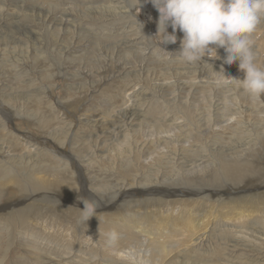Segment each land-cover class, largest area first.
Returning a JSON list of instances; mask_svg holds the SVG:
<instances>
[{
	"label": "rangeland",
	"instance_id": "obj_1",
	"mask_svg": "<svg viewBox=\"0 0 264 264\" xmlns=\"http://www.w3.org/2000/svg\"><path fill=\"white\" fill-rule=\"evenodd\" d=\"M159 15L151 0H0V214L62 207L71 227L69 244L52 247L36 238L25 245L19 231L8 245L0 229V264H155L139 259L138 250L157 256L159 247L138 233L137 213L164 198L218 215L189 241L171 233L165 242L176 246L164 264H264L263 210L224 219L264 197V96L244 91L245 74L238 61L224 63L223 47L219 59L185 63L177 31L160 48ZM252 39L264 68V21ZM42 182L52 183L35 193ZM150 183L192 193L139 190ZM88 191L91 204L113 203L95 215L135 213L112 230L119 252L101 222H81ZM244 194L254 198L243 205Z\"/></svg>",
	"mask_w": 264,
	"mask_h": 264
},
{
	"label": "bare ground",
	"instance_id": "obj_2",
	"mask_svg": "<svg viewBox=\"0 0 264 264\" xmlns=\"http://www.w3.org/2000/svg\"><path fill=\"white\" fill-rule=\"evenodd\" d=\"M168 141H170L168 138H164V139L162 138V143H166ZM7 171L9 173L11 172L9 170ZM247 171L248 169H245L244 173ZM5 177L6 176H4V178L2 177V180H5ZM14 180L15 179H13V182ZM10 181L12 182L11 179ZM54 182L56 185L57 183L56 180H54ZM51 183L52 182L36 183L35 187H37V189L33 188V190L35 191V193L42 192L44 186H48ZM1 186L2 185L0 184V195L3 193V191H1L2 190ZM27 189L28 188L26 186H22V185L20 186V190H23L24 192ZM132 190L133 189H130L128 192L120 191L118 197L120 198V196L123 194L124 196L133 194ZM139 190L144 192L145 194L159 193L167 197L176 195L175 197H179V198H183L180 196L184 195L185 193L186 194L192 193V190L188 191L186 187L185 189H181V187L163 189V188L158 187L156 183L155 184L150 183V184L143 185L139 187ZM85 191L86 190H84L83 193H85ZM202 192L204 191H200L199 193H202ZM83 193L80 196L81 200L79 204H83V207H84L83 200H88L87 196L91 195V192L88 191L86 195L84 196H83ZM243 197L244 199H242V201L240 202V204H243V205L249 203V201L254 198L253 195L251 196L248 195L247 197L246 194H244ZM92 199H93L92 205H94L96 211L113 205L112 200H100L98 198L97 200L96 197L94 198L92 197ZM164 200L159 199L158 200L159 202L156 205V208L150 211H149L148 206H145V205H144L145 207L141 206L143 207L144 211L142 209L137 213L138 215H143V218L145 219V224L141 221V219H139L140 225L137 228L138 233L142 234L147 239L148 245L149 243L154 242L159 247V249L157 250L158 251L157 256L151 254L146 249L138 250V252L139 251L141 252L140 254L141 257L139 259L141 260L146 255L148 257L154 258L155 264H164L165 258L172 254L173 252L172 248H174L176 245L175 244L167 245L165 242V239L169 238V235L171 233H174V232L184 233L186 234V238L188 239L187 241H189V239H191L192 236H194V234L197 233L196 231L199 228L204 227L205 225L207 228H209V226L213 223L212 220H215L218 217V215L214 213V210L211 207L207 208L206 206H203V205L196 207L198 205L197 201H189V200H183V199L182 200L181 199L180 200L179 199L169 200L165 198ZM142 204L143 203H138V205H142ZM154 205L155 203H153L152 207H155ZM62 209H63L62 207H55V206H50V208L48 209L47 207H45L43 209L42 205L40 206L33 205V207L31 208L26 207L25 209H16L13 213H8V214L5 213L2 215L0 214V229H3V231H5L4 235L6 237V240H5L6 243L8 245L11 244L12 239L14 240L15 238L14 234L19 231L21 236H23L24 239L28 240L25 245L32 243V241H34L35 238L39 239V242L43 244L44 246L49 245L52 247V242L57 243L59 241L60 242L63 241L62 242L63 244L66 243L68 245L69 239L65 240L63 239V237H68L67 234L69 233V230L71 229V227L67 224L68 222L67 217H66L67 213H64ZM258 209H260L261 211L263 210L262 213L264 214V197L255 198L252 206L248 208L243 206L240 210H237L236 212H233L232 210L228 212L226 211V214H224V219L225 218L226 219L227 218L228 219H232V218L245 219L246 217H251L252 215H254L255 212L258 211ZM47 215L49 216V220L44 221L43 216H47ZM130 215L135 216V213H126L125 215L120 213L118 215L110 216L111 218H107L105 216L100 217L98 215H94L92 219H90V221H87V225L90 227L92 226L95 227L92 221L101 222V225L104 226V228L103 229L99 228L98 232L102 235L108 234V236H111L112 244L110 243V245L113 247V249H116V251L119 252L122 246L120 245V242L118 240L113 239L114 237L112 235V232H113L112 230L116 227L119 230L125 229L126 227H128L129 223L127 222V220L128 218L131 217ZM112 218H116V219H112ZM50 227L52 228V230ZM123 231H127V230H123ZM161 237H164V238H161ZM129 238L131 237L129 236ZM138 240L136 241V243L138 242ZM2 241L0 239V246H1ZM160 242L161 244H159ZM142 244H145V243L142 242ZM45 252H48V250H45L43 248V253ZM133 256L136 257L135 254H133ZM145 261L147 263L152 262L150 259H146Z\"/></svg>",
	"mask_w": 264,
	"mask_h": 264
},
{
	"label": "clouds",
	"instance_id": "obj_3",
	"mask_svg": "<svg viewBox=\"0 0 264 264\" xmlns=\"http://www.w3.org/2000/svg\"><path fill=\"white\" fill-rule=\"evenodd\" d=\"M159 11L158 36L161 43H175L176 32H183L180 57L185 63L219 59L217 49L226 52L224 63L244 72L242 86L253 98L264 96V68L257 63L253 34L264 21V0H151ZM173 31L169 33L168 27ZM164 49V48H162ZM165 50V49H164ZM219 72H223V68ZM218 72V73H219ZM219 83V81H217ZM231 83V81H224ZM81 222L95 215V207L83 200ZM100 219V218H99Z\"/></svg>",
	"mask_w": 264,
	"mask_h": 264
}]
</instances>
